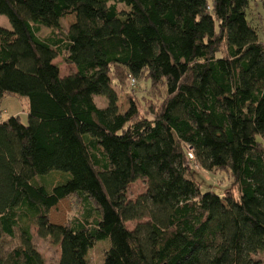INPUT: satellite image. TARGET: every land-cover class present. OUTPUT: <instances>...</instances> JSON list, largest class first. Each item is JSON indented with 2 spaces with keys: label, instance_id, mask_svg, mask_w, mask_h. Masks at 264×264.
<instances>
[{
  "label": "trees",
  "instance_id": "obj_1",
  "mask_svg": "<svg viewBox=\"0 0 264 264\" xmlns=\"http://www.w3.org/2000/svg\"><path fill=\"white\" fill-rule=\"evenodd\" d=\"M249 8L0 0V104H27L26 124L0 122V243L19 235L0 264H45L32 229L58 245L57 264H89L101 241L99 264H264V41ZM128 79L148 96L121 113ZM194 165L229 186L202 191Z\"/></svg>",
  "mask_w": 264,
  "mask_h": 264
},
{
  "label": "rangeland",
  "instance_id": "obj_2",
  "mask_svg": "<svg viewBox=\"0 0 264 264\" xmlns=\"http://www.w3.org/2000/svg\"><path fill=\"white\" fill-rule=\"evenodd\" d=\"M250 8L248 13V19L252 20V26L257 28L259 37L264 41V0H249ZM252 13V15H251ZM73 16H68L64 20V25L71 23L73 21ZM0 27L10 29V24L5 16L0 15ZM55 62L59 65L61 75H67L74 72V68L65 65L61 59L57 58ZM148 84L144 80L136 79V82H132L130 79L125 80L121 86L118 88L119 100L118 106L121 113H124L129 107L128 98L141 99L148 96ZM26 100L23 98L16 97H6L2 100L0 104V122L11 117L13 114L20 116L21 121L26 124L27 122V104ZM94 101L97 105L104 106L106 100L103 97H95ZM194 171L200 176L202 184L200 189L202 191H212L216 194L220 193L224 188L229 186V178L226 172H215L207 173L201 171L197 166H193ZM196 169V170H195ZM146 191V182L143 180H138L129 186L128 199L135 201L140 195ZM64 205V204H63ZM78 202L72 201L65 208L71 206V209H67L68 218L72 219L74 215L78 213ZM137 224L136 221L128 222L127 228L133 229ZM33 245L38 250V252L43 257L45 264H57L59 259V247L54 244L49 238H40L35 229H32ZM108 241V240H107ZM105 241L95 242L92 249L89 252V264H99L101 263L106 247ZM109 243V241H108ZM19 244V235L16 234L14 238H9L6 236L2 237L0 243V250L6 252L11 250L14 246Z\"/></svg>",
  "mask_w": 264,
  "mask_h": 264
},
{
  "label": "crops",
  "instance_id": "obj_3",
  "mask_svg": "<svg viewBox=\"0 0 264 264\" xmlns=\"http://www.w3.org/2000/svg\"><path fill=\"white\" fill-rule=\"evenodd\" d=\"M13 115H17V114H13Z\"/></svg>",
  "mask_w": 264,
  "mask_h": 264
}]
</instances>
